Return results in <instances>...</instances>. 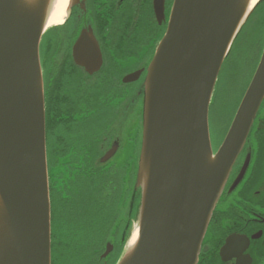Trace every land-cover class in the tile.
I'll use <instances>...</instances> for the list:
<instances>
[{
    "label": "water",
    "instance_id": "95a60500",
    "mask_svg": "<svg viewBox=\"0 0 264 264\" xmlns=\"http://www.w3.org/2000/svg\"><path fill=\"white\" fill-rule=\"evenodd\" d=\"M51 1L0 0V264L52 260L40 60ZM257 5L249 10L250 0L174 1L145 80L138 240L118 264L198 263L216 204L264 97L263 55L214 156L211 97L234 38ZM155 9L161 21L164 0H155ZM139 77L136 72L124 81Z\"/></svg>",
    "mask_w": 264,
    "mask_h": 264
},
{
    "label": "flooded vegetation",
    "instance_id": "af4514ba",
    "mask_svg": "<svg viewBox=\"0 0 264 264\" xmlns=\"http://www.w3.org/2000/svg\"><path fill=\"white\" fill-rule=\"evenodd\" d=\"M173 4L174 0H164L160 21L155 0H70L64 23L48 29L42 37L46 108L54 86L63 106L60 110L66 114L77 117L101 108L110 111L103 125L105 138L95 142L94 137L81 132V139L72 141V148L57 149L54 177L50 171L54 264L61 259L67 243H98L91 264H118L126 253L134 222L140 220L143 189L138 181L141 128L135 141L137 151L128 162L122 158V142L116 137L117 129L125 124L124 80L140 72L132 84L139 85L135 95L144 96L148 68L168 29ZM263 55L261 0L236 35L211 97L209 129L214 156L224 143ZM233 82L238 87L234 99L230 89L225 91L226 83L232 88ZM220 93H226L220 103L232 104V109L229 126L216 146L212 138L213 128H220L216 102ZM73 124L77 129L78 124ZM95 143L99 146L97 154L92 150ZM114 147L112 157L103 162ZM108 249L109 254L103 257ZM198 264H264V97L216 204Z\"/></svg>",
    "mask_w": 264,
    "mask_h": 264
},
{
    "label": "rangeland",
    "instance_id": "374dc122",
    "mask_svg": "<svg viewBox=\"0 0 264 264\" xmlns=\"http://www.w3.org/2000/svg\"><path fill=\"white\" fill-rule=\"evenodd\" d=\"M246 53H248V51H246ZM230 83V82H229ZM227 84L226 83V87H225V91L228 89L231 90V96L232 99H234L235 97H237V90L238 87L236 85L235 82H233L232 84V88H227ZM230 86V85H228ZM127 91H132V90H136L137 87H139V85L137 83L135 84H130L127 85ZM223 95H226V93L218 95V100L217 102V109H218V122L220 125V128L218 127V125L213 128V142L214 144H216V146L221 142L223 135L225 133V130L228 128L229 123H230V119H231V109H232V104H228V105H223L220 103L221 97ZM141 100L136 97L134 98V102H128V106L129 108L126 109V115H125V124L123 127H121V129H117V134L116 137H120L121 142H122V147H123V153H122V158H124L127 162L129 158H132L136 151H137V147H136V137L138 135V133L140 132V105L143 102V96L140 97ZM101 111H99L97 113V115L94 117V120L96 122V124H94L90 131L88 132V134L86 136H91L94 137L95 142H97L98 140H102L103 138H105V134H106V128L103 126L104 123H106V121L110 118V111L104 108L100 109ZM85 139V137H84ZM92 150L96 153L99 150V146L97 143H95L94 147L92 148ZM55 170H51V175L52 177H54L55 174ZM138 226V222H134L133 225V229L130 232L129 235V239L126 245L127 250L131 248L130 244H131V239L132 236L134 235V228L135 226ZM78 248L76 249V251L73 254H69L66 257V263L65 264H91L90 260L93 256L94 253H96L97 248H99L98 243L96 244H91V243H77V245H75L72 249H74L75 247ZM70 249V250H72Z\"/></svg>",
    "mask_w": 264,
    "mask_h": 264
},
{
    "label": "trees",
    "instance_id": "16d2710c",
    "mask_svg": "<svg viewBox=\"0 0 264 264\" xmlns=\"http://www.w3.org/2000/svg\"><path fill=\"white\" fill-rule=\"evenodd\" d=\"M128 88V87H127ZM135 91H127L126 97V109L129 108L128 102H134ZM48 105L46 110V125H47V144H48V162H49V169L55 170L56 165V152L57 149L62 147L72 148L74 140L81 139L79 137L80 133L87 134L91 128L88 127V123L90 124L89 127L93 124H96L94 117L97 115L98 112L91 114L89 112H82L81 115L77 116L72 114H66L64 111H61L60 108L62 103L60 102V97L57 96V92L55 91V87L52 86L49 92V99ZM61 103V104H60ZM69 107H67L68 110ZM70 108H74L70 106ZM141 117V113L139 114ZM93 117V120L90 118ZM68 118V119H66ZM77 123L78 128L74 130V124ZM65 149V148H64ZM97 154V153H96ZM75 245L73 243H67L65 248L61 250V259H58V263L65 264L66 263V255L67 253L71 254L72 249ZM78 248V247H75ZM65 257V258H64Z\"/></svg>",
    "mask_w": 264,
    "mask_h": 264
},
{
    "label": "bare ground",
    "instance_id": "6f19581e",
    "mask_svg": "<svg viewBox=\"0 0 264 264\" xmlns=\"http://www.w3.org/2000/svg\"><path fill=\"white\" fill-rule=\"evenodd\" d=\"M261 0H250V6H249V10L253 9V7L258 4ZM70 4V0H52L51 1V5H50V9H49V14H48V18H47V24L46 27L49 29L61 25L64 23L66 16H67V10ZM80 107V105H79ZM78 107V108H79ZM141 131L143 132V127L141 128ZM134 235L132 236L131 239V244L130 246L133 247L137 240H138V226L136 225L134 228ZM78 247V246H77ZM51 264H54V260H51ZM59 264V263H57Z\"/></svg>",
    "mask_w": 264,
    "mask_h": 264
},
{
    "label": "snow or ice",
    "instance_id": "6c2138e0",
    "mask_svg": "<svg viewBox=\"0 0 264 264\" xmlns=\"http://www.w3.org/2000/svg\"><path fill=\"white\" fill-rule=\"evenodd\" d=\"M65 2H66V0H65Z\"/></svg>",
    "mask_w": 264,
    "mask_h": 264
}]
</instances>
